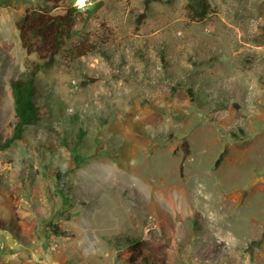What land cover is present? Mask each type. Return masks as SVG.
<instances>
[{"label": "rangeland", "instance_id": "1", "mask_svg": "<svg viewBox=\"0 0 264 264\" xmlns=\"http://www.w3.org/2000/svg\"><path fill=\"white\" fill-rule=\"evenodd\" d=\"M208 1L0 0V140L36 66L42 111L0 150V264H129L123 238L138 261L264 264V0ZM41 9L75 14L45 58L17 28Z\"/></svg>", "mask_w": 264, "mask_h": 264}, {"label": "trees", "instance_id": "2", "mask_svg": "<svg viewBox=\"0 0 264 264\" xmlns=\"http://www.w3.org/2000/svg\"><path fill=\"white\" fill-rule=\"evenodd\" d=\"M54 7H58L64 0H48ZM188 10L193 19L203 20L209 13L208 0H187ZM201 4L198 7V4ZM74 10L69 9L64 14H52L45 9L26 12L17 24L19 37L23 48L28 54L37 53L41 58L54 56L61 49L62 42L72 33ZM96 45L81 43L70 51L72 59L81 58L96 50ZM41 67H34L10 79V90L14 103V120L11 123L12 133L0 140V150L8 149L16 141L23 138L26 129L42 118V111L37 103L36 78ZM77 148V147H76ZM73 149V160L80 166L84 159ZM1 227H4L0 223ZM53 232L58 234V227ZM119 247L123 248V259L129 264H159L156 261L142 257V241L136 238L119 239Z\"/></svg>", "mask_w": 264, "mask_h": 264}, {"label": "snow or ice", "instance_id": "3", "mask_svg": "<svg viewBox=\"0 0 264 264\" xmlns=\"http://www.w3.org/2000/svg\"><path fill=\"white\" fill-rule=\"evenodd\" d=\"M81 3H83V0H80Z\"/></svg>", "mask_w": 264, "mask_h": 264}]
</instances>
